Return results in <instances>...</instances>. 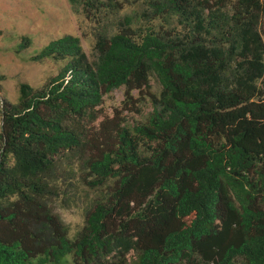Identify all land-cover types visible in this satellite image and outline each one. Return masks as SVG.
Returning <instances> with one entry per match:
<instances>
[{"label": "trees", "instance_id": "trees-1", "mask_svg": "<svg viewBox=\"0 0 264 264\" xmlns=\"http://www.w3.org/2000/svg\"><path fill=\"white\" fill-rule=\"evenodd\" d=\"M69 1L95 59L54 40L31 61L57 75L0 104V264H264V0ZM152 79L142 121L104 113ZM72 157L97 197L74 238L53 206Z\"/></svg>", "mask_w": 264, "mask_h": 264}, {"label": "rangeland", "instance_id": "rangeland-1", "mask_svg": "<svg viewBox=\"0 0 264 264\" xmlns=\"http://www.w3.org/2000/svg\"><path fill=\"white\" fill-rule=\"evenodd\" d=\"M143 1L124 0L121 14L141 12ZM96 27L94 21L75 14L69 0H0V75L6 77L0 83V104L5 100L17 104L21 83L39 88L57 75L63 64L50 60L41 63L31 61L54 40L66 35L79 37L84 52L93 61ZM24 37H28L31 44L19 52ZM150 84V90L135 91L133 102L127 105L124 104V88L105 96L104 113L109 118L121 116L128 122L142 121L151 110L152 95L160 91L153 79ZM140 110L142 113L138 112ZM2 124L0 111V133ZM83 175V160L79 157L64 160L56 174L58 195L53 197V206L68 226L72 238L84 227L97 199L96 194L83 184ZM62 264H66V260Z\"/></svg>", "mask_w": 264, "mask_h": 264}]
</instances>
